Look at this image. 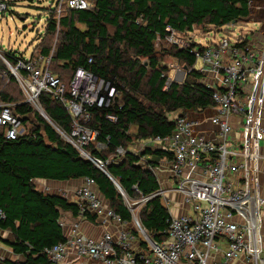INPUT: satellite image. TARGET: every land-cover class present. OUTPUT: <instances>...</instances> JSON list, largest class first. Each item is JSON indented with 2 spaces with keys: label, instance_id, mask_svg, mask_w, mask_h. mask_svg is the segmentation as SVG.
Returning a JSON list of instances; mask_svg holds the SVG:
<instances>
[{
  "label": "built area",
  "instance_id": "1",
  "mask_svg": "<svg viewBox=\"0 0 264 264\" xmlns=\"http://www.w3.org/2000/svg\"><path fill=\"white\" fill-rule=\"evenodd\" d=\"M90 9L88 0H59L54 10L58 30L66 12ZM8 11V2L0 0L3 17ZM251 33L231 31L220 41H212L195 53L198 59L191 70L175 68L176 80L169 78L165 89L173 82L182 83L192 70L201 72V84L213 91L209 107L166 113L175 126L171 135L135 139L108 156L111 137L101 140L94 124L97 114H104L113 124L119 120L117 113L124 101L111 81L79 67L64 82L50 70L56 48L50 57L37 53L29 59L0 50V60L23 96L20 103H10L0 93V132L8 140L28 136L30 130L17 107H31L82 159L113 182L132 216L124 220L90 177L79 184L73 181L64 187L44 188L46 194L54 192L76 209V213L61 212L64 241L45 250L49 264H264L260 179L264 36L255 48ZM43 96L64 107L71 121L69 131L44 111ZM155 152H163V157L157 158ZM129 156L137 157L133 166L155 177L158 189L152 195L130 200L110 174L109 167ZM154 198L161 200L169 214L160 238L144 227L141 211L133 208L140 203L145 207ZM7 234L11 235L0 231V264L21 259L6 244L12 241Z\"/></svg>",
  "mask_w": 264,
  "mask_h": 264
},
{
  "label": "trees",
  "instance_id": "2",
  "mask_svg": "<svg viewBox=\"0 0 264 264\" xmlns=\"http://www.w3.org/2000/svg\"><path fill=\"white\" fill-rule=\"evenodd\" d=\"M88 1L91 9L68 12L60 19L59 30L55 14L49 15L40 50L41 55L50 57L53 50L50 40L59 32L56 56L50 65L55 76L68 82L77 68L85 67L121 91L124 107L117 113L118 122L107 121L104 114L95 117L94 127L100 131V139L111 137L110 149L105 154L108 156L116 147L126 146L135 139L171 135L175 126L168 121L166 113L205 109L212 104L213 91L201 84L203 75L197 70H192L182 83L173 82L165 89L169 75L156 50L157 40L192 32L200 26L220 29L245 21L251 16L253 0ZM77 24L84 29H79ZM203 49L196 44L174 46L170 54L191 70L198 59L195 53ZM89 59L93 60L92 64ZM54 66L59 72H54ZM0 71L9 74L2 61ZM9 78L18 87L10 74ZM0 93L5 102L22 101ZM41 102L55 123L65 130L71 129L70 118L60 103L47 96ZM17 113L30 133L18 140H8L0 132V231L10 232L12 241L6 244L21 259L7 260L4 264H49L45 250L64 241L59 225L61 212L76 213L72 203L38 190L34 180L64 182L93 178L111 207L124 220L132 218L124 198L106 175L82 159L31 107L18 106ZM132 128L136 132H130ZM163 154L155 152L157 158ZM134 160L137 157L129 156L109 167L110 174L133 201L158 189L155 177L133 166ZM168 219L159 198L150 200L141 211L144 227L156 238L167 228Z\"/></svg>",
  "mask_w": 264,
  "mask_h": 264
},
{
  "label": "rangeland",
  "instance_id": "3",
  "mask_svg": "<svg viewBox=\"0 0 264 264\" xmlns=\"http://www.w3.org/2000/svg\"><path fill=\"white\" fill-rule=\"evenodd\" d=\"M4 1L8 2L10 11L6 13L5 17L0 13V50L8 55L15 57L22 56L26 59L31 58L37 53H41L40 49L45 41V38L42 40V36L48 27V17L50 14H55L54 10L59 0ZM251 4V8H253L254 12H259V7L256 5L257 2H252ZM67 13L68 12L65 14ZM254 20V18L249 17V19H246L245 21L242 20L235 24V26H232L231 28L229 27V29H226L227 26H224L219 30L211 26H200L195 28L192 32H186L183 34L176 33L164 41L157 40L155 44L156 50L159 53L163 66L167 67L169 78L174 79L175 81V68H183V64L170 54L174 46L182 48L196 44L206 47L212 41H220L223 36L231 33V31L235 34L249 30L258 31L260 30V25L255 23ZM76 26L81 30L84 29L82 25L77 24ZM59 38L60 34L58 32L56 37H54L53 40H50L52 41V48H57ZM50 41L48 43H50ZM197 67H202V62L200 60L198 61ZM53 70H55V73L59 72L56 66L53 67ZM62 73L65 75L67 74V72ZM187 77L188 74L183 80H186ZM0 91L9 94L16 100H21L23 98L22 93H19V88L13 84L6 71H0ZM140 100L143 101L141 97ZM130 132H136V129L132 128ZM35 184L41 190H44V188L38 185L37 182H35ZM130 203L133 204V202ZM133 208L139 213L144 208V204H137ZM6 237L9 238L11 235L7 234ZM1 245L3 248L8 249L6 244ZM12 258L15 257L12 256Z\"/></svg>",
  "mask_w": 264,
  "mask_h": 264
},
{
  "label": "crops",
  "instance_id": "4",
  "mask_svg": "<svg viewBox=\"0 0 264 264\" xmlns=\"http://www.w3.org/2000/svg\"><path fill=\"white\" fill-rule=\"evenodd\" d=\"M253 3L257 2V6L259 7V12H254L253 8H251V16L250 18H254V22L260 25V30L258 31H252L249 30L250 32L253 33V35H250V38H252V44L253 46L256 48L259 46L261 39L264 36V4L261 2V0H253ZM251 2V3H252ZM252 7V4H251ZM251 33V34H252ZM254 39V40H253ZM180 111V110H179ZM264 126V124H263ZM261 153H262V161H261V174H260V179H261V193L264 196V142L262 144V149H261ZM76 181L77 184H79L81 182V179L78 180H71V181H49V180H41V179H37L33 181L34 186L45 193V191L42 189H40L39 187L36 186L35 182H37L38 185H40L43 188H53V187H64L67 186L68 183ZM50 195H56L58 197H60L59 195H57L56 193H52ZM96 232V231H95ZM98 233V232H97ZM262 235H263V242H264V210H263V225H262Z\"/></svg>",
  "mask_w": 264,
  "mask_h": 264
},
{
  "label": "water",
  "instance_id": "5",
  "mask_svg": "<svg viewBox=\"0 0 264 264\" xmlns=\"http://www.w3.org/2000/svg\"><path fill=\"white\" fill-rule=\"evenodd\" d=\"M185 69H187V67H185Z\"/></svg>",
  "mask_w": 264,
  "mask_h": 264
}]
</instances>
